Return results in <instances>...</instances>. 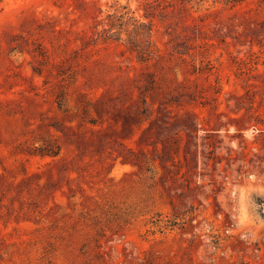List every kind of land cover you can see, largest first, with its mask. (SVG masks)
Instances as JSON below:
<instances>
[{"label":"rangeland","instance_id":"obj_1","mask_svg":"<svg viewBox=\"0 0 264 264\" xmlns=\"http://www.w3.org/2000/svg\"><path fill=\"white\" fill-rule=\"evenodd\" d=\"M119 1L0 0V264H264V0Z\"/></svg>","mask_w":264,"mask_h":264},{"label":"trees","instance_id":"obj_2","mask_svg":"<svg viewBox=\"0 0 264 264\" xmlns=\"http://www.w3.org/2000/svg\"><path fill=\"white\" fill-rule=\"evenodd\" d=\"M81 1L84 6L82 8L85 10L89 0ZM222 1L234 5L240 0ZM108 7L103 10L101 6H97L92 35L82 38V48L98 41H119L124 43L128 50L134 52L138 60H148L154 52L150 39L151 22L136 15L128 4H122L119 0H112ZM147 15L144 13L145 17Z\"/></svg>","mask_w":264,"mask_h":264}]
</instances>
